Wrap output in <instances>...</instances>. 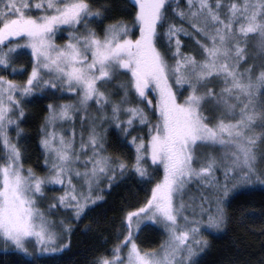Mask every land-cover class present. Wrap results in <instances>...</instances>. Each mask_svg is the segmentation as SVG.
I'll return each mask as SVG.
<instances>
[{
  "label": "snow or ice",
  "instance_id": "snow-or-ice-1",
  "mask_svg": "<svg viewBox=\"0 0 264 264\" xmlns=\"http://www.w3.org/2000/svg\"><path fill=\"white\" fill-rule=\"evenodd\" d=\"M130 2L131 26L105 25L113 6L99 0H0V68L26 76H0V256H13V264H59L77 231L73 221L132 177L150 185L148 194L124 210L111 255L91 264H200L211 247L205 234H226L233 204L264 193L257 167L264 160V0H184L183 8L181 0ZM61 33L67 39L58 44ZM185 40L197 54L184 51ZM25 49L30 72L15 66ZM249 58L260 64L242 71ZM122 73L129 79L114 85L123 93L116 100L107 86ZM66 95L74 101L45 105L38 143L47 171L38 175L23 164L26 105ZM140 104L157 114L155 123ZM105 124L131 158L109 154ZM137 128L147 129V140L132 135ZM150 168L163 170L154 185ZM50 186L62 192L42 210ZM189 186L199 196L186 202ZM149 226L167 236L157 250L137 243Z\"/></svg>",
  "mask_w": 264,
  "mask_h": 264
},
{
  "label": "trees",
  "instance_id": "trees-1",
  "mask_svg": "<svg viewBox=\"0 0 264 264\" xmlns=\"http://www.w3.org/2000/svg\"><path fill=\"white\" fill-rule=\"evenodd\" d=\"M99 2L110 3L113 6V12L110 14V18L104 22L105 25L119 20L125 21L130 26L132 25L135 9L130 0H99ZM180 6L184 7V0H181ZM97 30L99 31L98 26ZM137 35L138 31L134 30L133 37L135 38ZM185 43L189 46L184 49L185 52L192 51L193 54H197L193 41L185 40ZM27 65L29 66V60L27 61ZM128 79L129 75L125 74L120 79L114 81L112 85L107 86L108 90L117 93L113 96V99H117L123 95L114 85L120 82H127ZM61 99L62 97L60 96H53L50 99L37 102L38 110H35L33 114L28 113L26 115V122L21 124L27 134L25 143L21 147L24 152V163L28 162L30 166L35 167L37 170H41L43 165V155L38 141L39 128L43 123L44 116L47 114L45 105L59 103ZM131 99L134 104H139L134 95L131 96ZM154 104L155 100H153ZM140 106L148 111L146 105L140 104ZM29 107L25 110L26 112L29 111ZM148 115L152 122L155 123L157 114L148 111ZM109 128V143L107 144L109 154L118 156L124 154V156L126 155V157L131 158L132 149L130 150V147L117 143L112 129ZM133 132H136V130ZM146 132V128H139L137 134L144 135L145 140H147ZM200 151L202 150L200 149ZM214 151L218 155L221 153V149L219 148ZM149 171L153 174L152 183L154 185L161 177L162 168H150ZM129 175L131 176V174ZM217 175L219 176L220 173L218 172ZM149 186L138 183L137 179L132 177L126 179L119 187L114 186L110 191H105L103 196L106 203L101 202L93 210L86 211L81 222L76 223L73 221L77 231L71 237L70 251L64 254L63 258L59 260V264H91L97 255L110 256L111 253L107 249H111L117 242L115 232L120 228L124 210L130 209L131 206L136 205L138 202H143L145 196L148 194L144 189ZM192 191H197L195 186L192 188ZM42 206L46 207L45 203ZM230 211L233 215V221L229 225V230L226 234H221L219 238L206 234L210 237L211 247L200 257V264H264V193L260 191L252 192L245 199L234 203ZM57 215L65 216L69 214L61 212ZM52 218L55 219L56 215ZM86 228H90V230L86 232ZM106 239L108 242L105 244ZM29 247L32 250V246L29 245ZM0 260L3 261V264H13L14 257L0 256ZM40 264H54V262L51 260L46 262L41 261Z\"/></svg>",
  "mask_w": 264,
  "mask_h": 264
},
{
  "label": "rangeland",
  "instance_id": "rangeland-1",
  "mask_svg": "<svg viewBox=\"0 0 264 264\" xmlns=\"http://www.w3.org/2000/svg\"><path fill=\"white\" fill-rule=\"evenodd\" d=\"M33 2H36V0H33ZM33 14H38V13H33ZM92 26L93 27H97L96 24H93ZM66 39H67L66 34H64V33L58 34V38L56 40V43L63 44L66 41ZM28 52H29V50H27V49L23 50V54L16 59L15 66L16 67L23 66L25 68H28V70L30 72V67L27 65V61L30 59V57L28 55ZM250 54L251 55H255L256 54V49L252 48L251 46H250ZM25 57L27 58V60H26ZM24 62H25V64H24ZM259 64H260V60L259 59L253 60V59L249 58L248 63L247 64H244L242 66L241 70L243 71L244 68H247V67L252 66V65H257L258 66ZM259 70L260 69L257 68V73H258ZM0 72H1L0 76H4V77H6L9 80H14V81H17V82H22L24 79H26V76H23L22 77V76H19V75L12 74L10 69L4 70L3 68H0ZM120 75L121 76H124L125 74H120ZM121 76H118L117 80L120 79ZM122 78H125V77H122ZM149 95H150V98L152 99V101L155 100V103H156L155 95L153 93H150ZM119 98L120 97H118L116 100H118ZM74 99H75L74 97H70V96H67L66 95V96H63L62 97V99H61V101L59 103L72 102V101H74ZM137 102L139 103L138 100H137ZM26 106H28V107L30 106L29 107V111L26 112V115L28 113H30V114L32 113L33 114V112L35 110L36 111L38 110V104L37 103L28 104ZM28 107H26L25 110L28 109ZM90 111L93 114H98L96 112V105L94 103L90 105ZM21 127H22V125H21ZM65 127H68V126L65 125ZM104 127L108 129L109 128V125L108 124H105ZM77 131H79V128L78 127H77ZM137 131H139V128H137L136 129V132H133L132 135H138L137 134ZM146 131H147V129H146ZM256 131L259 133L261 131V129H257ZM9 135L11 137L15 138V131L10 129ZM130 138L131 137H129V139ZM23 143H25V139H22L20 141V146L21 147H22ZM129 149L131 150V148H129ZM258 149H264V144H259L258 145ZM201 150L204 151V152L212 151V149H208V148H202ZM132 154H133V151H132ZM216 155L218 157L220 156L218 154H216ZM258 156H259V151H258ZM122 157L125 158V159H128V157H126V155L124 156V154L122 155ZM23 164H24V167L25 168H32L38 175H45L46 174V171L47 170L45 168H43V167H42L41 170H37L35 167L30 166V164L28 162L25 164L24 163V159H23ZM257 167L264 168V160H259L258 159ZM162 176H163V170H162V174H161V177L160 178H162ZM74 182H76V181H74ZM193 187L194 186L190 187L189 190L185 193L184 199H185L186 202L188 201L189 196H197V194H199L198 191H196V192H193L192 191V188ZM61 192H62V189L60 187H58V186H50L49 189H46V194L49 197V199L46 200V201L41 202L40 205H39L40 208L42 210H45L48 203H54V201L51 200V197L56 196V195H59V194H61ZM44 203H45L46 207H44V206L41 207V205L42 204L44 205ZM206 234H205L206 238L210 239V237H208L209 235L207 234L208 235L207 236ZM166 239H167V236L162 231L157 230L155 227L149 226V227L143 228V231L140 234V236H139V238L137 240V243L143 249H146V250H157V249H159L161 243L163 241H165ZM0 247L3 248L4 245L0 244ZM29 250L32 251L30 247H29Z\"/></svg>",
  "mask_w": 264,
  "mask_h": 264
}]
</instances>
